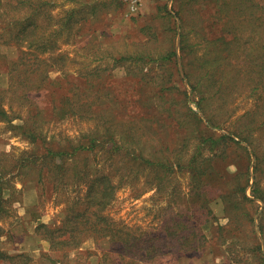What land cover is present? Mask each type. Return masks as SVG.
<instances>
[{"label": "rangeland", "instance_id": "obj_1", "mask_svg": "<svg viewBox=\"0 0 264 264\" xmlns=\"http://www.w3.org/2000/svg\"><path fill=\"white\" fill-rule=\"evenodd\" d=\"M83 1L87 6L74 17L82 14L85 18L69 33L56 21L64 18L66 9ZM40 2L52 17L38 16L32 37L50 36L56 46L37 49L40 62L35 74L49 82L48 89L43 87L44 105L39 104L46 110L51 105L71 107L76 97H64L77 92V86L84 88L88 104L84 116L58 113L39 130L48 141H61L59 148L86 138L83 133L95 136L98 146L78 149L76 163H86L91 175L96 170L113 174L116 190L105 214L133 234L146 238L151 233L166 235L164 258L133 264H263L264 64L262 57L252 60L249 50L257 45L247 36L256 40L264 36V10L252 6L251 0L243 4L225 0L224 6L223 0H207V7L199 11V18L205 20L203 32L194 26L196 16L192 14L203 0H191L192 11L185 10L186 22L177 13L186 6L185 0ZM92 6L98 14H90ZM29 11L25 5L0 7V87H9L10 78L15 79V92H6L4 103H11L10 113L20 115L9 122L0 121V170L7 172L1 182L8 209L0 217V250L28 252L32 258L29 264H114L117 246L106 236L97 240L87 237L78 248L65 253L52 250L34 231L36 221L60 222L68 200L84 194L86 178L79 182L73 175L72 159L62 161L65 176L58 180L56 190L49 192L48 177L40 183L35 166L18 171V160L33 155H39L35 164L47 165L41 159L44 145L15 125L31 120L29 105L18 97L24 87L16 79L25 76L28 66L9 63L21 49L32 50L36 43L16 45L10 27L13 19ZM247 18L251 22L246 23ZM231 25L237 27L221 29ZM182 32L191 50L183 56ZM31 58L26 56L25 61L31 63ZM32 65L36 67L34 61L29 67ZM259 105L262 112H256V122L247 135L245 128L249 127L242 115L251 108L258 110ZM108 128L112 136L105 133ZM221 134L234 142L224 141ZM133 154L165 157V176L158 179L157 171L144 162H127ZM199 162L210 163L202 165L206 174L200 181L192 175ZM195 185L200 193L193 189ZM230 191L234 194L226 201L219 197V193ZM199 230L205 235L199 242L204 240L205 245L191 249Z\"/></svg>", "mask_w": 264, "mask_h": 264}, {"label": "trees", "instance_id": "obj_2", "mask_svg": "<svg viewBox=\"0 0 264 264\" xmlns=\"http://www.w3.org/2000/svg\"><path fill=\"white\" fill-rule=\"evenodd\" d=\"M41 0H0V7H4L7 5H10L12 8L16 9L23 5L29 8V13L26 16H21L16 19H13V25L10 27V32L13 33V39L16 45L20 44L22 41H28L30 44L31 42H35L36 45L34 49L32 50H23L21 49L19 53L17 54L14 59L10 60L9 65H18V63L28 66L25 76L23 77H17L18 80L17 84L19 86H23L24 88L21 90V94L18 96L20 101L26 102L28 106V114L31 117L30 121H24L20 124H15L18 126V128H21L24 130V132L34 141L41 142L43 144L44 149L41 153V159L43 162H45L47 165L46 167L42 166L40 167L39 164H35L36 158L38 160L39 155H33L31 158L26 159H19V170L23 171L22 168L28 166L27 169L36 167V171L38 174V179L40 183L44 181L46 177H48V182L46 188L49 190V192L55 191L58 185V180H61L65 176V167L62 161H67L68 159L74 162L71 163V169L72 172H74V176L79 179V182L81 179L86 178V189L84 194H75L72 196L68 203L66 204L65 208L62 212L63 216L61 217V220L59 223H49L42 220L36 221L38 218L37 215L33 216V219L36 221V225L34 226V231L37 235H39L40 239L45 240L49 243V246L52 250H72L74 248H78L82 242L87 237L93 236L94 239L102 238L103 236H106L109 238V240L114 243L117 248L114 250L115 253H117V259H114V264H133L136 260L138 262H151L154 260H161L165 256V243H166V235L158 236L154 233H151L148 238L143 237V235L140 234H133L131 231L126 230L125 227H119L114 223L106 214L105 209L110 204V202L114 198L115 190H116V183L114 182L112 176L113 174L109 171L106 173L95 171L93 175H91L90 172L86 169L87 164H78L76 163L78 158L76 157V151L78 149H93L100 141L95 136H88L86 134H82V138L87 136L86 138L80 139L75 143H68V147L66 148H59L62 143L61 141H55L50 140L49 141L42 135V131L39 130V127L44 122L50 120L51 118H54L56 114L60 113V115H72L77 114L80 116H84L86 114V109L84 106H87V102L84 97V88L77 86L75 87L77 89V92H74L72 94L66 93L64 98L69 97H76L74 101H71V107L58 105L56 107L51 105V108L46 110L45 106H43V102L45 100V97H43V87L45 89H48L49 82H47L46 77L40 76L35 74L36 68L39 64V59L37 56V49H43L46 48V46H49L50 49H53L56 46V42H54L51 37L46 38H39V37H32L34 35V30L37 27L36 19L40 15L46 16L48 19H51L52 15L47 9H42V5L45 4L44 2H40ZM185 7L181 10L179 8L178 15L179 18L183 21H187V11H192L190 8V5L192 3L191 0H185ZM198 1V0H194ZM202 0H199L201 2ZM206 1L203 0L202 3L194 6V10L192 11V14L196 16V19L193 20L196 25H194L196 28L203 31L204 29V21L203 19L199 18V11L206 8ZM260 0H251L252 6H258L259 8H262V11L264 10V2L263 6H259ZM264 1V0H263ZM115 3V0H113ZM237 4H243L245 0H236ZM49 3V0H48ZM225 4V0H223V6ZM245 5V4H244ZM87 6L84 4V1L82 2V5L76 6V7H70L65 10V16L60 21L57 20L56 23H60L59 26L67 28L69 33L70 30L75 28V26H79L82 24L85 16L80 15V17H74V13L77 10H80V13L83 12V8ZM97 8L96 6H92L90 11V14H98L96 12ZM102 10V9H101ZM236 10V9H235ZM33 14V15H31ZM35 18V19H34ZM228 19V17H227ZM258 20V19H257ZM251 22L249 18H247L246 23ZM245 23V22H244ZM261 21H260V28H261ZM241 24V22H240ZM207 25V24H205ZM242 25V24H241ZM193 26V28H194ZM223 26V25H222ZM221 26V27H222ZM203 27V29H202ZM237 26L231 25L229 27H222V30H228L231 28H236ZM242 27V26H241ZM252 27V26H251ZM250 27V28H251ZM264 27V25H263ZM60 29V27H59ZM195 29V28H194ZM253 29V28H252ZM264 30V28H263ZM204 32V31H203ZM227 32V31H225ZM181 45L180 50L182 53V56L185 54H188L189 50L187 47L189 46L188 42L185 41V34L182 32L181 34ZM248 39L252 40L253 45L256 44V52L253 50H249L250 55L252 56V60L256 61L258 57H262V62L264 64V36H262L259 39H253L250 35L247 36ZM50 43V44H49ZM48 49V48H47ZM49 49V50H50ZM170 53L174 54V51H170ZM254 54V55H253ZM26 56L32 59V62H26ZM36 65L34 68V65L32 67L29 65L33 64ZM1 67V63H0ZM186 65H184V68ZM12 68V67H11ZM13 70V68L11 69ZM28 73V74H27ZM188 74V71L186 70V75ZM237 78L239 76V71L237 73ZM41 78V79H39ZM47 82V85H46ZM15 86L16 81L15 79L10 78L9 87L3 88L0 87V121H12L13 117H19L16 112H11V103L6 105L5 100V94L9 90H12V92H15ZM70 90V88L68 89ZM17 95V94H16ZM78 100V101H77ZM79 100L82 101L79 103ZM43 104L42 106L40 104ZM79 103V104H78ZM80 105L77 109V106ZM259 111L262 112V105H259V109L251 108L242 115L243 122H246V125L249 128H245L247 130V135L252 131L253 124L256 122V112ZM12 114L14 116H12ZM264 115V112L262 113ZM264 117V116H262ZM264 119V118H262ZM261 119V123H264V120ZM211 123L217 124L212 119L210 120ZM255 128V126H254ZM105 133L109 136H112L113 131L108 128ZM220 138L224 141L231 140L234 142V140L224 134L220 135ZM56 143V146H51V144ZM114 143L115 146V142ZM63 149V150H62ZM36 153V151H35ZM34 154V153H32ZM31 155V154H29ZM28 155V156H29ZM127 162H144L145 165L152 166L156 171L157 174L155 176L161 180L163 176H165V167L166 164H168V160L163 156H151L149 158H144L143 156L137 154L132 155L130 157H127ZM58 162H57V161ZM21 162V163H20ZM179 163V162H178ZM210 163H201L199 162L196 166H194V169L192 170V175L197 180L201 178L203 175L206 174V168L201 170L202 165L209 166ZM179 165V164H177ZM259 168V167H258ZM200 169V170H199ZM15 170V169H14ZM12 171V170H11ZM3 170H0V217L8 212V209L6 208V197L3 194V186H2V177L4 174ZM73 176V177H74ZM124 177V176H122ZM81 178V179H80ZM200 181V179L198 180ZM77 187L78 185L75 184ZM159 185L158 187H160ZM195 191H198L200 193V188H197L196 185L193 187ZM80 189H78L77 192ZM233 192V193H232ZM219 197H224L225 201L227 197H232L231 195L234 194V191L230 192H221L219 193ZM228 195V196H227ZM244 199L250 200V198H246L244 195L242 196ZM220 201V199H219ZM226 208H228V203H226ZM33 209V208H32ZM225 209V206H224ZM214 217V216H212ZM211 217V218H212ZM209 218L208 220H211ZM202 229V224L196 222ZM210 227H212L210 223L207 222ZM177 225V223H176ZM197 226V225H196ZM185 227V226H184ZM209 227V226H208ZM209 227V228H210ZM219 228H224V225H220ZM199 231H196L194 234L195 238L191 242V249H198L200 246H204V240L202 243H200L199 239L201 237L204 238L205 235L201 234ZM219 236L222 237V232H219ZM207 238V237H206ZM213 238V237H212ZM219 240V237H216V242ZM210 242V241H209ZM186 243V242H185ZM257 248H259V245L257 244ZM183 249L180 247L177 252H181ZM213 248L212 250H214ZM253 252H255V248H253ZM260 250V248L258 249ZM124 251V252H123ZM257 251V250H256ZM259 252V253H258ZM258 255H260V251H258ZM66 255V254H65ZM128 257V258H127ZM32 260L30 254L28 252H25L23 250L17 251V252H8L4 250H0V264H29ZM264 264V262H262ZM67 264V263H66ZM72 264H79V262H75Z\"/></svg>", "mask_w": 264, "mask_h": 264}]
</instances>
